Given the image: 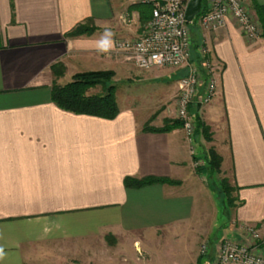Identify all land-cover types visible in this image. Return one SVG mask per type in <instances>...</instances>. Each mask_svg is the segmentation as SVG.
<instances>
[{
	"label": "crops",
	"instance_id": "obj_1",
	"mask_svg": "<svg viewBox=\"0 0 264 264\" xmlns=\"http://www.w3.org/2000/svg\"><path fill=\"white\" fill-rule=\"evenodd\" d=\"M143 1L0 0V264H153L158 249L170 262L177 243L187 256L172 264L198 263L191 234L200 230L195 216L205 200L183 131L143 130L174 120L172 105L163 107L184 71L139 70L114 47L142 33L146 25L130 7ZM258 7L264 0H250L257 20ZM87 19L94 34L65 38ZM196 34L216 69L208 145L236 198L222 237H237L264 223V37L247 39L232 17ZM58 63L65 68L59 86L101 71L147 89L141 99L116 92L112 120L66 112L51 100ZM203 94L201 86L195 101ZM127 177L179 184L126 189Z\"/></svg>",
	"mask_w": 264,
	"mask_h": 264
},
{
	"label": "built area",
	"instance_id": "obj_2",
	"mask_svg": "<svg viewBox=\"0 0 264 264\" xmlns=\"http://www.w3.org/2000/svg\"><path fill=\"white\" fill-rule=\"evenodd\" d=\"M192 0H144L152 4V16L140 36L134 40L115 41L117 51L124 53L126 60L142 71L174 69L186 74L176 82V116L182 123V131L191 155L195 152V127L189 112L191 104H209L216 95V69L206 55L202 73L190 65L191 38L186 21V9ZM197 25L202 31H217L223 28L228 17L237 23L241 33L249 40L261 36V26L250 11V0H201ZM204 94L195 101L199 88ZM235 237L223 236L215 248L212 264H264V223L246 226ZM202 254L205 253L204 247Z\"/></svg>",
	"mask_w": 264,
	"mask_h": 264
},
{
	"label": "trees",
	"instance_id": "obj_3",
	"mask_svg": "<svg viewBox=\"0 0 264 264\" xmlns=\"http://www.w3.org/2000/svg\"><path fill=\"white\" fill-rule=\"evenodd\" d=\"M136 10L139 14L141 26L145 25L152 16V4L151 3H139L130 7ZM204 12L202 8L201 12L196 16H200ZM257 18L261 25L262 36L264 37V8H256ZM97 31L93 21L87 19L82 24H78L72 31L65 35V38H78L82 36H91ZM201 55H195L191 58V61L198 67V70L202 72L204 79H207L205 71L202 68L204 61ZM203 59V60H202ZM209 60V58L207 57ZM210 61V60H209ZM64 65L62 63L55 64L51 67V72L54 77V81L51 88V100L61 110L74 113L77 115L92 116L106 120L114 119L118 114V107L115 100V86L113 85L114 74L112 72H84L76 74L72 77V80L64 85H57L58 78L64 75ZM100 87L101 93L99 95L89 96L87 93L89 90ZM198 104H191L189 112L192 115L195 127V136H202L207 143L211 142L210 127L206 125L199 116ZM173 129H182L181 121L166 120L163 127L160 129H152L147 126L144 127V131L167 133ZM196 161L199 159L197 156L193 157ZM202 162L210 169L211 174H220L221 158L216 154L213 149L207 150ZM178 185V182L170 181L166 178L147 177L142 179L125 178L124 186L126 189H141L154 185ZM221 191L227 196V203L231 207L232 201L230 199V190L227 187L226 179H221ZM106 240H111L107 237ZM198 259V263L199 264Z\"/></svg>",
	"mask_w": 264,
	"mask_h": 264
},
{
	"label": "rangeland",
	"instance_id": "obj_4",
	"mask_svg": "<svg viewBox=\"0 0 264 264\" xmlns=\"http://www.w3.org/2000/svg\"><path fill=\"white\" fill-rule=\"evenodd\" d=\"M150 21V20H149ZM149 21L145 24L147 25ZM129 25V24H128ZM197 18L195 17L192 21V23L189 25L190 30V38H191V58L195 54L198 55H206L204 51L198 50V35L197 33ZM262 33V29H261ZM199 51V52H198ZM194 53V54H193ZM203 58V57H201ZM193 59V58H192ZM206 59V58H203ZM202 59V60H203ZM190 65L192 68L198 69V67L193 63V61L190 60ZM199 71V70H198ZM172 71H169V73ZM201 72V71H200ZM202 73V72H201ZM186 73L181 72V75L184 76ZM179 75V74H178ZM72 80V79H71ZM175 78L167 77L166 82H172ZM69 82V81H68ZM113 85L115 86V93L117 92L118 95L120 94H127L128 92L133 95L135 99L142 98V96L145 94L147 87L143 86H137L135 84L130 85L125 82H120L119 80L112 81ZM68 84V83H67ZM66 85V84H65ZM64 86V85H61ZM101 93L100 87H95L88 91L89 96L93 95H99ZM174 98L172 99L171 103L166 104L163 108L172 105L171 108H173V114L175 115L174 120L179 121L176 116V105H174ZM209 104L203 105L202 109L200 110L199 116L201 120L204 122V119H207V110H208ZM169 107V108H170ZM175 112V113H174ZM173 115V116H174ZM206 124V123H205ZM208 125V124H206ZM209 126V125H208ZM210 127V126H209ZM182 130V129H180ZM215 130V127H210V134H211V141H212V132ZM195 152L193 155L190 154L193 162V168L197 174L200 176L201 181V193H200V199L205 200V207L202 210H198L196 214V218L199 219L200 222L196 224L197 227H199L198 233L194 232L198 240V245L196 248L198 259L200 264H211L212 260L215 256V248L218 242L221 240L223 228L228 226L229 219L232 215L231 207L235 206V194H234V188L231 185V181L229 178L226 179L227 181V187L230 190V199L232 201L231 207L227 203V196L221 191V179L218 175L211 174L210 169L206 166L204 162H202V159L204 155L206 154L207 150L213 149L209 143L205 141V139L202 136H195ZM214 150V149H213ZM197 156L199 159L196 161L193 159V157ZM212 230V231H211ZM209 238V239H208ZM115 240L111 238L109 241V244H113ZM157 245V244H156ZM179 243H177L174 247L173 259H171L170 262H167L165 259V256L161 254V250L156 251L154 253L153 261L151 263L153 264H172L174 261H176L177 257L181 260H184L183 257L187 256V253L184 252V248L180 245L177 246ZM158 246V245H157ZM204 247L205 253L202 254V248ZM133 253L134 250H131ZM125 258L128 261L133 262L134 256L133 254L125 255Z\"/></svg>",
	"mask_w": 264,
	"mask_h": 264
},
{
	"label": "water",
	"instance_id": "obj_5",
	"mask_svg": "<svg viewBox=\"0 0 264 264\" xmlns=\"http://www.w3.org/2000/svg\"><path fill=\"white\" fill-rule=\"evenodd\" d=\"M201 0H192L186 9V21L191 23L193 19L200 13ZM200 109V105H197Z\"/></svg>",
	"mask_w": 264,
	"mask_h": 264
}]
</instances>
